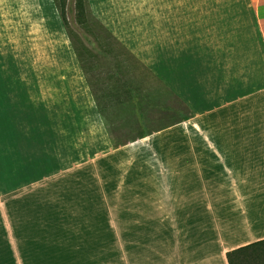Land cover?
Instances as JSON below:
<instances>
[{
	"label": "crops",
	"instance_id": "0c3cea01",
	"mask_svg": "<svg viewBox=\"0 0 264 264\" xmlns=\"http://www.w3.org/2000/svg\"><path fill=\"white\" fill-rule=\"evenodd\" d=\"M10 1L25 51L0 41V264L103 259L114 243L121 264H230L264 239V0H88L190 110L116 144L108 107L142 96L113 77L99 96L50 0Z\"/></svg>",
	"mask_w": 264,
	"mask_h": 264
},
{
	"label": "rangeland",
	"instance_id": "374dc122",
	"mask_svg": "<svg viewBox=\"0 0 264 264\" xmlns=\"http://www.w3.org/2000/svg\"><path fill=\"white\" fill-rule=\"evenodd\" d=\"M61 1L57 0V3L56 0L49 1L48 10L51 24L54 23L56 18H61L57 6V4L61 5ZM76 1L65 0L66 16L70 22L69 31L64 27L65 44L66 48L69 46H72V48L74 46L77 47L78 57L96 93L103 97L104 92L109 91L111 86H115L112 83L117 81H112L111 77H113L115 80L116 78L119 80V84L124 85L121 87L122 90L126 88L127 91H130V94L137 92L136 94L142 96V99H139L138 104L135 103L134 106L128 102L124 105L108 107L106 115L114 144L123 142L130 137L138 136L142 131H150L169 121L187 115L190 110L178 98L170 94L166 86H163L162 83L160 85L159 81L146 71L121 41L112 35L111 31L93 13L90 3L86 24L79 23ZM197 5L199 6V4ZM214 5L216 4H209V6ZM32 6L35 10H46V6L43 4L42 8L39 0H33ZM222 6L224 10H232L233 12L246 11L247 0H225ZM193 7L197 6L194 5ZM14 9V4L10 0H0V28L7 29L0 33V41L9 43V47L5 51L12 57L14 50L25 51L22 48H14L13 32L7 28L12 27L14 21L17 23L21 22L18 7L16 11ZM8 20L11 21L10 25L6 24ZM19 36L25 38L24 32L22 31ZM132 73L134 76L133 80L135 79L137 82H128L126 86L124 80L131 81L130 75ZM66 255H69V253H66ZM242 261L244 264H264V244L259 246L255 253L241 256L238 260L239 264ZM40 262L43 264H121L120 244L114 243L112 256L103 259L63 257L46 260H18V264H38Z\"/></svg>",
	"mask_w": 264,
	"mask_h": 264
},
{
	"label": "trees",
	"instance_id": "16d2710c",
	"mask_svg": "<svg viewBox=\"0 0 264 264\" xmlns=\"http://www.w3.org/2000/svg\"><path fill=\"white\" fill-rule=\"evenodd\" d=\"M57 3V0H56ZM58 8H59V12L61 14V17L63 19V22L65 24L66 29L69 31L70 29V22L66 16V2L65 0L61 1V5L59 6L57 4ZM88 6H89V2L88 0H77L76 1V7L78 10V19H79V23L85 25L87 22V14H88ZM112 33V32H111ZM112 35L117 38L113 33ZM118 39V38H117ZM119 40V39H118ZM124 45V44H123ZM125 46V45H124ZM76 49V52H78L77 47L74 46ZM126 47V46H125ZM127 48V47H126ZM87 49V48H86ZM128 49V48H127ZM79 53V52H78ZM77 53V54H78ZM131 53V52H130ZM131 55L133 57H135L132 53ZM79 56V54H78ZM136 58V57H135ZM137 59V58H136ZM264 244V239L257 241V242H253L250 244H247L245 246L233 249L231 251L228 252V260L230 264H239L238 260L241 256H244L246 254H251V253H255L259 246H262ZM240 264H244L243 261L242 263L240 262Z\"/></svg>",
	"mask_w": 264,
	"mask_h": 264
}]
</instances>
